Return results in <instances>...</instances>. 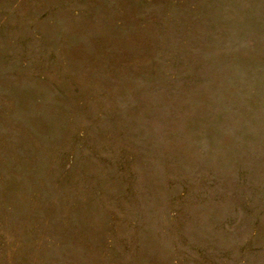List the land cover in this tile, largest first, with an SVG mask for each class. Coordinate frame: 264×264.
<instances>
[{
    "label": "rangeland",
    "instance_id": "374dc122",
    "mask_svg": "<svg viewBox=\"0 0 264 264\" xmlns=\"http://www.w3.org/2000/svg\"><path fill=\"white\" fill-rule=\"evenodd\" d=\"M0 264H264V0H0Z\"/></svg>",
    "mask_w": 264,
    "mask_h": 264
}]
</instances>
